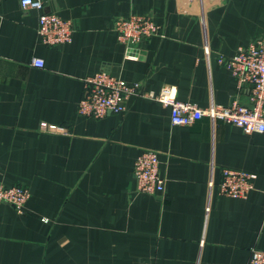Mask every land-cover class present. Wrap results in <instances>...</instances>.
I'll return each mask as SVG.
<instances>
[{"label": "crops", "instance_id": "1", "mask_svg": "<svg viewBox=\"0 0 264 264\" xmlns=\"http://www.w3.org/2000/svg\"><path fill=\"white\" fill-rule=\"evenodd\" d=\"M42 2L0 0V180L29 190L23 212L0 202V264H246L264 249V133L173 124L143 96L98 119L77 113L100 70L200 107L246 102L219 58L264 32V0ZM41 11L72 21L71 42L40 41ZM132 13L160 28L128 55L113 22ZM143 149L158 152L163 194L134 193ZM223 168L256 175L245 198L218 192Z\"/></svg>", "mask_w": 264, "mask_h": 264}, {"label": "built area", "instance_id": "2", "mask_svg": "<svg viewBox=\"0 0 264 264\" xmlns=\"http://www.w3.org/2000/svg\"><path fill=\"white\" fill-rule=\"evenodd\" d=\"M20 3L24 9L43 8L42 0H20ZM113 28L118 41L125 45L127 54L130 55L141 42L157 34L160 27L149 15L132 13L114 19ZM73 32L74 25L70 19H63L51 11L40 12L37 34L43 44H67L71 42ZM219 61L233 75L238 90H247L246 102H240L236 97L227 105L211 103L200 107L190 101L176 100L169 88L164 87L158 93L145 92L137 81H126L106 70H100L84 78L83 95L77 102V113L82 117L98 119L109 112H124L126 101L130 97L143 96L168 105L173 124L189 125L202 117H208L237 126L245 133H264V32L248 46L239 47L232 56L220 57ZM32 63L39 67L43 65L40 59H33ZM255 176L248 171L223 168L217 182L218 192L225 196L245 198L253 188ZM133 177L134 193L165 192L166 177L161 171L156 150L143 149L137 155ZM28 197L29 190L24 185L8 186L0 180V202L8 203L17 211L23 212ZM246 264H264V249L251 247Z\"/></svg>", "mask_w": 264, "mask_h": 264}]
</instances>
